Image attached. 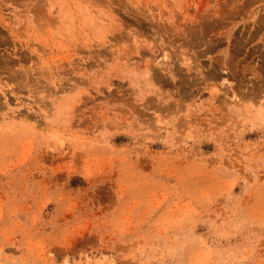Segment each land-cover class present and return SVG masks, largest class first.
Instances as JSON below:
<instances>
[{
	"label": "rangeland",
	"instance_id": "1",
	"mask_svg": "<svg viewBox=\"0 0 264 264\" xmlns=\"http://www.w3.org/2000/svg\"><path fill=\"white\" fill-rule=\"evenodd\" d=\"M0 264H264V0H0Z\"/></svg>",
	"mask_w": 264,
	"mask_h": 264
}]
</instances>
